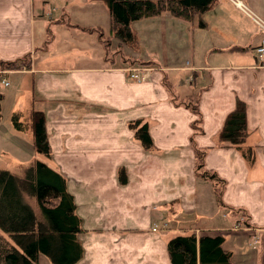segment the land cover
I'll use <instances>...</instances> for the list:
<instances>
[{
	"label": "crops",
	"instance_id": "obj_1",
	"mask_svg": "<svg viewBox=\"0 0 264 264\" xmlns=\"http://www.w3.org/2000/svg\"><path fill=\"white\" fill-rule=\"evenodd\" d=\"M240 1L264 19V0ZM107 14L102 0H0V61L28 63L0 68L10 87L0 100L25 123L6 131L2 155L32 154L26 122L42 112L50 153L34 157L72 196L82 248L74 264H171L166 243L184 229L220 235L230 264H264V64L254 53L264 35L229 0H213L187 19L131 22L135 57L112 51ZM131 67L149 69L146 78H130ZM236 99L251 161L217 143ZM136 121L154 149L133 136ZM194 146L206 150L200 175ZM37 264L49 263L38 255Z\"/></svg>",
	"mask_w": 264,
	"mask_h": 264
},
{
	"label": "trees",
	"instance_id": "obj_2",
	"mask_svg": "<svg viewBox=\"0 0 264 264\" xmlns=\"http://www.w3.org/2000/svg\"><path fill=\"white\" fill-rule=\"evenodd\" d=\"M102 1L109 14L108 33L118 46L124 44L130 48L136 44L130 27L134 20L163 12L187 19L207 10L213 0ZM25 59L5 64L0 61V68L28 67ZM10 120L15 129L22 130L24 122L18 121L15 115ZM26 124L31 131L34 152L48 157L50 148L42 112L31 109ZM129 126L143 148L152 147L145 124L137 125L136 121ZM247 135L245 104L236 99L232 110L224 117L217 138L235 147L242 158L250 161L253 152L242 146ZM194 150L201 164L202 150L195 146ZM210 175L213 179L217 177L214 173ZM79 232L80 220L74 213L72 196L66 191L60 173L37 160L25 166L21 174L0 169V264H37L39 254L50 264H74L82 255ZM222 242L220 235L203 234L197 238L193 233L177 235L167 241L166 251L171 264H230V253L222 247Z\"/></svg>",
	"mask_w": 264,
	"mask_h": 264
},
{
	"label": "rangeland",
	"instance_id": "obj_3",
	"mask_svg": "<svg viewBox=\"0 0 264 264\" xmlns=\"http://www.w3.org/2000/svg\"><path fill=\"white\" fill-rule=\"evenodd\" d=\"M241 11V10H240ZM259 17V16H258ZM256 25V24H255ZM108 29H109V14H107V31H108ZM259 29V28H258ZM259 31H260V29H259ZM263 34V33H262ZM264 35V34H263ZM107 38H108V40L110 39V41H113L112 42V46H113V52L115 53L116 51H118L119 50V48L120 47H122L123 49H122V52H123V54L124 55H130V56H135L136 57V54H134L135 53V47L133 46V47H128L127 48V46L126 45H124V44H121L120 46H118V45H116L117 44V41L109 34V33H107ZM117 48V49H116ZM94 50V51H93ZM90 49V54L92 55V53L94 52V53H97V48L96 47H94V49ZM96 51V52H95ZM113 55H115V54H113ZM118 56H119V54H118ZM139 56H141V55H139ZM142 57V56H141ZM144 58V57H143ZM136 68H138V67H136ZM138 69H140V71H141V73L143 74V71H142V69H147L146 67L144 68V67H142V68H138ZM149 71V69H147L145 72H148ZM0 73H1V71H0ZM2 78H4L3 76L2 77H0V80L2 79ZM9 89H10V87H3L1 84H0V94H4L5 93V96H7V94H8V91H9ZM3 100L4 101H2V100H0V136H2L3 138H0V149H2V148H5V147H7V148H9L10 146H9V143L8 142H5V143H2V141L1 140H4L7 136H8V133L6 132L7 130H8V132L9 131H12L13 129H12V124H11V120H10V116H11V113L10 112H8V109H9V107H10V98L8 97H4L3 98ZM14 131V130H13ZM248 136V135H247ZM137 140V139H136ZM25 141H26V145H27V147L28 148H31L32 149V146H31V140H30V138L28 137V138H25ZM140 143V142H139ZM217 143H218V146H220V147H222V146H228V147H232V148H234L240 155H241V153H240V151L239 150H237L235 147H233V146H231V145H229L228 143H226V142H222V141H220L219 139H217ZM140 146H141V144H140ZM242 146L243 147H249L250 148V150L252 151L253 150V148L251 147V146H246L245 145V141L243 142V144H242ZM141 148H143L142 146H141ZM196 148H199V149H201L202 150V154H204V155H202L201 156V158L202 157H204L205 156V152H206V150H205V148H203V147H196ZM144 150H151V149H154V147L152 146V147H149V148H143ZM193 150H194V147H193ZM194 152H195V150H194ZM32 154H30V153H25V154H23V155H21V157H17V156H13V155H10V156H3L2 155V153H1V151H0V169H7V170H9V171H11V172H14V173H19V174H21V172H22V169L25 167V166H28L30 163H32L33 161H35V160H37V161H39L40 159H42V158H44V157H41L40 155V157H37V154H36V156L34 157V154H35V152L33 151V152H31ZM195 158V166H194V168H195V171H196V173L198 174L199 172H200V170H202V163L200 164V162H199V159L197 160L196 159V157H194ZM244 159V158H243ZM253 159V158H252ZM251 159V160H252ZM245 160V159H244ZM250 160V161H251ZM201 161H202V159H201ZM245 161H247V160H245ZM199 164V165H198ZM54 170H56V169H54ZM58 173H60L58 170H56ZM204 173H206V172H204ZM61 174V173H60ZM62 175V174H61ZM63 176V175H62ZM64 177V176H63ZM64 180H65V178H64ZM71 195V194H70ZM179 217V215H177V218ZM170 222H164V223H162L161 224V227L158 229V228H156L155 230H160V231H166L167 229H168V224H169V226H170V223H172V221L173 220H169ZM177 221V220H176ZM154 227V226H153ZM153 227H151V230L152 231H155V230H153ZM171 227V226H170ZM179 228V227H178ZM181 229V228H180ZM182 235H187L188 233H190L189 232V230L188 229H184V230H182ZM256 240H257V238H255ZM254 239V240H255ZM39 255H42V254H39ZM82 256V255H81ZM48 263L50 264V262L48 261Z\"/></svg>",
	"mask_w": 264,
	"mask_h": 264
},
{
	"label": "built area",
	"instance_id": "obj_4",
	"mask_svg": "<svg viewBox=\"0 0 264 264\" xmlns=\"http://www.w3.org/2000/svg\"><path fill=\"white\" fill-rule=\"evenodd\" d=\"M235 7H237L239 10H241L246 16H248L251 21L256 24V26L260 29V31L264 34V19L258 17L254 13H252L240 0H229ZM254 53L256 56L257 61L260 64H264V38H261L257 45L254 47ZM147 69H142V73H138L140 69L136 67H131L127 69L128 75L130 78L135 79L136 81H141L146 78L147 72H145ZM0 83L3 86H7L8 82L5 80V78H2L0 80ZM157 227L154 226L153 230H155Z\"/></svg>",
	"mask_w": 264,
	"mask_h": 264
}]
</instances>
